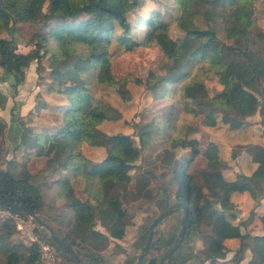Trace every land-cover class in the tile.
<instances>
[{
  "label": "trees",
  "instance_id": "16d2710c",
  "mask_svg": "<svg viewBox=\"0 0 264 264\" xmlns=\"http://www.w3.org/2000/svg\"><path fill=\"white\" fill-rule=\"evenodd\" d=\"M139 2L0 0V68L7 75H13V84L18 85L23 81L24 68L36 61V70H40V64L48 69L44 87L59 92L63 102L50 108L57 116V123L52 126L35 132L31 126L21 124V143L28 145L30 154L41 157L45 166L52 167V172L47 174L50 180L44 179L39 184L35 181L37 175L30 173L25 163L8 160L5 168L0 166V208L9 209L4 203H11L36 213L77 252L83 264H99L103 259L92 248L105 247L111 238L122 239L126 227L132 224L123 200L149 192L142 184L144 178L131 172L141 150L150 147L156 137L166 136L160 157L172 172L174 200L169 202L171 191L164 185L165 198L157 201L163 209L175 202L187 203L185 232L199 234L203 246L198 254L181 260L176 257V248L164 264H186L194 256L199 264H216L229 251L224 241L233 238L239 239L240 245L230 259L232 263L239 264L249 249L251 259L247 264H264V234L242 233L240 224L227 216L235 217L231 210L232 193L247 192L255 201L264 197V145L242 144L250 155L252 168L228 177L223 170L232 168L231 163L222 158V146L209 140L202 153L204 166L198 172H191V164L201 154L200 140L187 133L185 125L179 126L176 122L177 116L183 113L185 117H199L203 126L213 127L221 122L239 130L244 119L257 112L264 125V53L255 48L254 42L255 38L262 40L264 34L250 10L257 0H175L179 9L175 22L183 33L177 38L169 35V22L158 11H151L140 21L142 38L133 37L135 32L127 16ZM26 22L46 26L48 30H36L31 36L33 48L24 53L17 50L12 31L15 25ZM219 24L228 43L218 36ZM116 26L120 30L116 35L119 48L130 50L155 43L166 65L163 74L149 71L144 78L136 79V83L144 84L152 102L170 99V110L164 117L152 115L147 123H134L132 135L107 134L100 128L104 121L117 119L121 113L109 102L96 100L91 90L103 84L116 90L121 99L130 98L129 80L117 78L111 69L112 33ZM4 32L11 34V38L2 37ZM207 79L215 82L217 91L213 94L207 88ZM5 100L6 95L0 91V106ZM108 140L112 147L100 160L84 154L83 148L87 146L106 149ZM176 148H184L185 152L177 155ZM231 156L234 158V153ZM57 169L64 173L53 175ZM72 176L83 182L80 192L85 199L78 195ZM132 181L136 182L134 187L130 184ZM49 183L56 185L59 201L58 206H51L55 214L50 219L42 214V187ZM252 212L241 224L246 225ZM154 218L138 227L132 243L135 248L142 249ZM165 218L181 222L182 211L175 209ZM53 220L61 227L53 225ZM96 220L108 235L95 229ZM14 230L11 220H0V264H38L37 244L13 239ZM35 233L55 246L59 264H75L69 253L58 247L41 228L36 226ZM176 236V228L171 227L165 238L151 241L143 264H158L161 254ZM156 250H159L158 256H153L152 251ZM138 258L137 255L136 264H139Z\"/></svg>",
  "mask_w": 264,
  "mask_h": 264
},
{
  "label": "rangeland",
  "instance_id": "374dc122",
  "mask_svg": "<svg viewBox=\"0 0 264 264\" xmlns=\"http://www.w3.org/2000/svg\"><path fill=\"white\" fill-rule=\"evenodd\" d=\"M250 10L256 19L260 32L264 34V0H257L250 7ZM151 11L164 13V18L169 22L168 33L172 38L180 37L183 34L175 22V17L179 12L175 0H140L138 7L128 12L127 16L131 28L135 32L132 35L133 37L142 38V32L139 29L140 21L148 17ZM14 28L15 30L12 31V36L16 40L17 50L24 53L33 48L31 36L36 30L41 29L43 32H47L48 30L46 26L42 27L33 22L20 23L15 25ZM119 33V27L116 26L115 31L112 33L114 50L110 57L111 69L117 78H126L129 80L127 88L131 93L130 98L129 100L121 99L116 90L103 84H97L91 90L96 100L102 99L109 102L121 113V116L117 119L104 121L100 125V128L107 134L122 132L132 135L135 131L133 127L134 123H147L150 121L152 115L159 118L160 116H166V113L170 110L169 104L171 100L161 98L152 102L149 91L145 89L144 84L136 83V79L144 78L149 71H156L159 74L165 72L166 65L162 63L163 57L159 47L155 43H149L136 46L130 50H126L124 47L119 48L116 38V35ZM1 36L11 38V34L6 32L2 33ZM218 36L221 40L227 43L229 42L225 38L222 24L218 25ZM261 38L262 40L259 38L254 39V42H256L255 48L264 53V36ZM45 63L47 62L45 61L43 64ZM36 64V61H32L28 67L24 68L23 81L18 85L13 84V75H7L0 68V91L6 95L5 104L0 106V148L2 149L0 166L5 168L8 160H14L17 164L25 163L28 171L37 175L35 181L41 184L44 179L46 181L50 180V176L47 174L52 172V167L45 166V161L41 157L30 154L32 151L28 145L21 143V135L23 133L22 125L24 127L31 126L35 132H39L44 126L49 127L57 123V116H55V113L50 108L61 103L59 100H61L62 95L56 91H48L44 87V84L48 82V69L40 64V70L38 71L36 70ZM206 84L211 94L217 91L213 80L207 79ZM176 122L179 123V126L181 124L185 125L187 133H190L192 137L200 140L199 148L201 154L197 155L191 164L189 168L191 172H198L204 166L205 159L202 153L209 140H215L222 146L220 150L222 158H226L231 163L232 168L223 170V173L228 175V177L236 176L238 172H249L252 168L250 155L246 152L242 144L257 142L264 145V125L261 124L260 115L257 112L252 116L246 117L238 128L239 130L230 129L227 124L221 122H218L213 127L203 126L201 125L199 117H195L194 115L185 117L183 113L177 116ZM17 125L18 132L20 133L18 137L13 141L7 139L6 134L9 129L14 133H18L17 129H15ZM134 138L137 140V137ZM165 139L166 136L160 135L158 138L156 137L150 147L141 150L135 163L136 165L131 172L136 175L139 174L140 177L144 178L141 180L142 184H145L146 187L144 188L149 192L142 196H127L123 200V205L132 216V224L126 227L122 239L111 238L105 247L100 249L92 248V251L98 252L103 259L99 264H128V260L130 264H136V256H139L142 249L135 248L132 243L138 234V227L142 224L145 226L147 219L155 217L163 210L157 200L159 198H165L163 191L164 185L169 186L171 191L169 202H173L175 185L172 180V172L170 167L160 157L162 152L161 148L165 145L163 142ZM111 147L112 142L108 140L106 149L105 147L94 148L87 146L83 148V152L90 158L100 160ZM175 152L179 155L184 153L185 149L176 148ZM231 153H234V158L231 156ZM29 154L31 156H28ZM15 168L16 170L19 169L16 165ZM56 172L64 173V170L57 169L53 175ZM71 180L78 195L82 199H85V196L80 192L83 182L73 176ZM130 184L134 187L136 182L132 181ZM205 191L207 192V189ZM42 195L44 198L42 214L50 219L55 214L54 207L51 209V206H58L59 203L56 194V185L49 183L47 187H42ZM231 201L233 202L231 210L235 212V217H230L228 214L227 216L233 223L240 224L241 232L251 235L264 234V223L262 221V217L264 216V197L259 201H255L247 192H234L231 194ZM251 210L253 212L248 222H246V225L241 224L242 220L248 218ZM52 224L57 228L61 227L56 220H53ZM180 226L181 222L177 219L165 218L155 226L151 241L157 237L165 238L171 227H175L178 234ZM95 229L108 235L105 227L98 220H96ZM186 235L187 237H185ZM23 238L26 239L25 237ZM224 243L229 250L231 249L233 257L240 245L239 239H227ZM202 246V238L199 234L185 232L183 240L175 252L176 257L178 260H181L189 255L198 254V250ZM159 250L152 251L153 256H158ZM246 251L250 250L247 249ZM193 259L198 262V258L195 256L189 260L192 261ZM230 264L234 263L230 261Z\"/></svg>",
  "mask_w": 264,
  "mask_h": 264
},
{
  "label": "water",
  "instance_id": "95a60500",
  "mask_svg": "<svg viewBox=\"0 0 264 264\" xmlns=\"http://www.w3.org/2000/svg\"><path fill=\"white\" fill-rule=\"evenodd\" d=\"M0 204H2L1 201H0ZM4 206L6 208H9L10 210L20 214V215L31 218L33 220V222L36 224V226L41 228L46 233V235L58 247L62 248L64 251L69 253V255L72 257L75 264H83L81 259L78 256L77 252L69 244L65 243L61 238H59L53 232L51 227L46 222H44L36 213H33L30 210L23 208V207L16 205V204L4 203ZM175 209H181V211H182L180 230H179V233L177 234V236L175 237V240L172 243V245L165 252H163L161 254L158 264H164V260L166 259V257L169 256L170 254H172L173 251L178 247L180 242L183 240V237H184V234L186 231L187 219H188V208H187V203L179 201V202H175V203L169 205L168 207H166L165 209H163L159 214H157L155 216V218L150 223L145 243L142 247L141 253L139 254V264H143V258L149 251V247H150V243L152 240V236H153L155 226L158 223H160V221L163 220L166 216H168L170 213H172Z\"/></svg>",
  "mask_w": 264,
  "mask_h": 264
},
{
  "label": "built area",
  "instance_id": "2783aa9c",
  "mask_svg": "<svg viewBox=\"0 0 264 264\" xmlns=\"http://www.w3.org/2000/svg\"><path fill=\"white\" fill-rule=\"evenodd\" d=\"M0 216H7L14 224L16 232L24 236L28 243L35 242L38 246V264H59L55 246L35 233V223L29 217L25 218L9 209L0 208Z\"/></svg>",
  "mask_w": 264,
  "mask_h": 264
},
{
  "label": "crops",
  "instance_id": "0c3cea01",
  "mask_svg": "<svg viewBox=\"0 0 264 264\" xmlns=\"http://www.w3.org/2000/svg\"><path fill=\"white\" fill-rule=\"evenodd\" d=\"M59 101L61 103H63L62 100H59ZM15 129H17V132H18V130H19L18 129V125H17V127ZM19 134H20L19 132L18 133H14V132H12L9 129L7 131V134H6V138L13 141V140H15L18 137ZM0 220L3 221V220H11V219L9 217H7V216H0ZM23 237L24 236H21L18 232H16V230H14V234H13L12 238L15 239V240H18L19 242L28 244V241L26 239H24ZM231 257H232V251L230 249L227 252L226 257L224 259L218 260L216 264H230L229 260H230ZM250 259H251V253H250V251H246L244 259L239 264H247ZM195 262H196V260L193 259L192 261L189 260L187 264H198V262H196V263ZM206 263L207 262H205L204 264H206Z\"/></svg>",
  "mask_w": 264,
  "mask_h": 264
}]
</instances>
